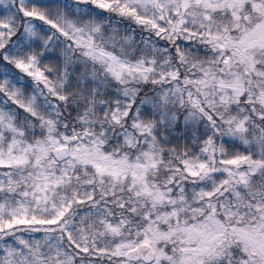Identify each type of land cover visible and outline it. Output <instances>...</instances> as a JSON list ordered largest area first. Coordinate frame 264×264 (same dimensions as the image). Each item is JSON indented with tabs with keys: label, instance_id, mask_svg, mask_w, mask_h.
Segmentation results:
<instances>
[{
	"label": "snow or ice",
	"instance_id": "snow-or-ice-1",
	"mask_svg": "<svg viewBox=\"0 0 264 264\" xmlns=\"http://www.w3.org/2000/svg\"><path fill=\"white\" fill-rule=\"evenodd\" d=\"M0 264H264V0H0Z\"/></svg>",
	"mask_w": 264,
	"mask_h": 264
}]
</instances>
